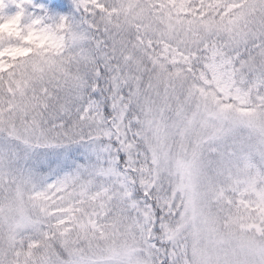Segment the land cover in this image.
I'll use <instances>...</instances> for the list:
<instances>
[{"label":"snow or ice","instance_id":"6c2138e0","mask_svg":"<svg viewBox=\"0 0 264 264\" xmlns=\"http://www.w3.org/2000/svg\"><path fill=\"white\" fill-rule=\"evenodd\" d=\"M0 264H264V0H0Z\"/></svg>","mask_w":264,"mask_h":264}]
</instances>
